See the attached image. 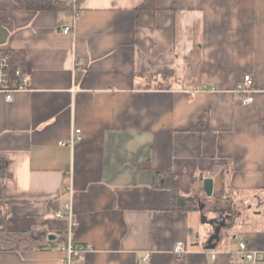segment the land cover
Masks as SVG:
<instances>
[{
    "label": "crops",
    "instance_id": "0c3cea01",
    "mask_svg": "<svg viewBox=\"0 0 264 264\" xmlns=\"http://www.w3.org/2000/svg\"><path fill=\"white\" fill-rule=\"evenodd\" d=\"M21 1L0 0V51L21 52L28 79L11 102L0 93V234H12L0 264H240V242L264 253V0ZM245 74L256 94L241 106ZM166 174L204 208L172 210L156 187ZM67 204L72 242L90 246L70 263L55 215ZM202 216L235 218L215 249Z\"/></svg>",
    "mask_w": 264,
    "mask_h": 264
},
{
    "label": "built area",
    "instance_id": "2783aa9c",
    "mask_svg": "<svg viewBox=\"0 0 264 264\" xmlns=\"http://www.w3.org/2000/svg\"><path fill=\"white\" fill-rule=\"evenodd\" d=\"M64 2L70 3L71 0H63ZM80 18L78 13H75L73 20L77 21ZM70 28H64L63 33L68 34ZM15 78L19 79L18 86L14 87L12 85V69L10 67V57L3 52H0V93L4 95L7 102H11L13 99V93L18 90H25L28 87V79L22 73L21 70H15ZM234 93L238 96V100L241 106H247L254 101L256 90L254 89L252 77L249 74H245L240 82L237 84ZM81 132L80 130H75L73 132L72 138L68 142H61L60 145H70L73 146L76 141L80 140ZM56 217H66L68 219V241L66 245L59 248L64 257V262L70 263L73 258H78L84 253L90 250L89 245L79 244L75 245L72 242V233L76 227V222L73 219L72 208L70 204H67L64 211L57 212ZM185 252V244L183 242H177L173 248V253L181 257ZM231 259L239 260L240 264H258L264 262V253L254 252L243 243L240 242L237 252L230 253ZM212 259H215V254L212 255Z\"/></svg>",
    "mask_w": 264,
    "mask_h": 264
},
{
    "label": "trees",
    "instance_id": "16d2710c",
    "mask_svg": "<svg viewBox=\"0 0 264 264\" xmlns=\"http://www.w3.org/2000/svg\"><path fill=\"white\" fill-rule=\"evenodd\" d=\"M151 0H144V6L142 11L145 9H150ZM22 10L33 11V12H59L68 10L69 7L63 2V0H22L20 3ZM139 12H136L138 15ZM7 20L6 16L0 14V24H5ZM0 52L6 53L10 57V67L12 69V85L14 87L18 86L19 79L14 75L15 70H21L23 72V64L21 63L23 54L21 52H12L7 50H1ZM4 162L0 158V169L3 168ZM156 187L161 189H167L170 192L171 197V209L176 211H197L199 209V203L193 197H184L180 195L178 181L171 176L170 174L158 175ZM3 202L0 201V206ZM226 203V199L224 204ZM220 206L214 207V209H219ZM223 219L225 221L226 227L224 230L228 232L233 223H235V218ZM31 234H29L30 236ZM46 237V234L43 232H33L30 239L32 241L41 240ZM7 239L12 240V234H5V237H2L0 234V251L4 250L1 243H9ZM49 244V243H48Z\"/></svg>",
    "mask_w": 264,
    "mask_h": 264
},
{
    "label": "water",
    "instance_id": "95a60500",
    "mask_svg": "<svg viewBox=\"0 0 264 264\" xmlns=\"http://www.w3.org/2000/svg\"><path fill=\"white\" fill-rule=\"evenodd\" d=\"M203 192L207 197L212 196V180L211 179H204L203 180ZM204 205L199 204V209L202 210ZM202 224L209 226L210 232L206 237L205 240V250H212L217 247L219 242L222 239V232L223 229L226 227L225 221H218V220H206L204 216H202ZM199 237V235H197ZM50 240H53L54 237L50 236Z\"/></svg>",
    "mask_w": 264,
    "mask_h": 264
},
{
    "label": "rangeland",
    "instance_id": "374dc122",
    "mask_svg": "<svg viewBox=\"0 0 264 264\" xmlns=\"http://www.w3.org/2000/svg\"><path fill=\"white\" fill-rule=\"evenodd\" d=\"M1 245H2V246H6V244H4V243H1Z\"/></svg>",
    "mask_w": 264,
    "mask_h": 264
}]
</instances>
